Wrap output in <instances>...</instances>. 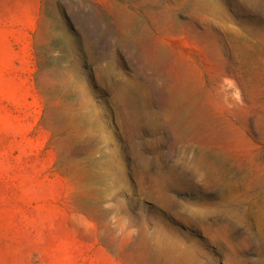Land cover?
<instances>
[{
	"label": "rangeland",
	"instance_id": "obj_1",
	"mask_svg": "<svg viewBox=\"0 0 264 264\" xmlns=\"http://www.w3.org/2000/svg\"><path fill=\"white\" fill-rule=\"evenodd\" d=\"M0 264H264V0H0Z\"/></svg>",
	"mask_w": 264,
	"mask_h": 264
}]
</instances>
